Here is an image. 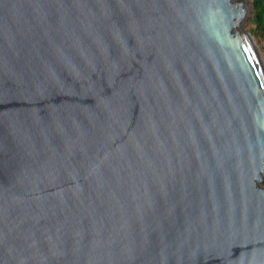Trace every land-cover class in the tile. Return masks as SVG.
<instances>
[{"label":"water","instance_id":"obj_1","mask_svg":"<svg viewBox=\"0 0 264 264\" xmlns=\"http://www.w3.org/2000/svg\"><path fill=\"white\" fill-rule=\"evenodd\" d=\"M249 15L0 0V264H264Z\"/></svg>","mask_w":264,"mask_h":264},{"label":"trees","instance_id":"obj_2","mask_svg":"<svg viewBox=\"0 0 264 264\" xmlns=\"http://www.w3.org/2000/svg\"><path fill=\"white\" fill-rule=\"evenodd\" d=\"M251 12L245 24L264 55V0H249ZM264 187V180L261 184Z\"/></svg>","mask_w":264,"mask_h":264},{"label":"rangeland","instance_id":"obj_3","mask_svg":"<svg viewBox=\"0 0 264 264\" xmlns=\"http://www.w3.org/2000/svg\"><path fill=\"white\" fill-rule=\"evenodd\" d=\"M250 12H251V7H250ZM247 21L244 22V27L246 28L245 24H246ZM262 53V52H261ZM263 55V53H262ZM263 58H264V55H263Z\"/></svg>","mask_w":264,"mask_h":264}]
</instances>
